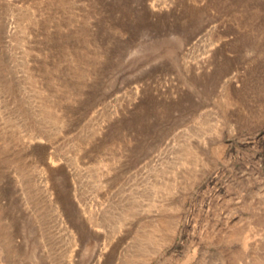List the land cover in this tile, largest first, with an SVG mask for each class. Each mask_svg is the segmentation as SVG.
Instances as JSON below:
<instances>
[{"label": "rangeland", "instance_id": "1", "mask_svg": "<svg viewBox=\"0 0 264 264\" xmlns=\"http://www.w3.org/2000/svg\"><path fill=\"white\" fill-rule=\"evenodd\" d=\"M0 264H264V0H0Z\"/></svg>", "mask_w": 264, "mask_h": 264}]
</instances>
